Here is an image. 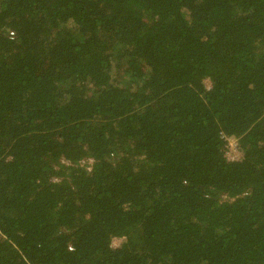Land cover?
Wrapping results in <instances>:
<instances>
[{"label": "trees", "instance_id": "16d2710c", "mask_svg": "<svg viewBox=\"0 0 264 264\" xmlns=\"http://www.w3.org/2000/svg\"><path fill=\"white\" fill-rule=\"evenodd\" d=\"M0 264H264V0H0Z\"/></svg>", "mask_w": 264, "mask_h": 264}, {"label": "rangeland", "instance_id": "374dc122", "mask_svg": "<svg viewBox=\"0 0 264 264\" xmlns=\"http://www.w3.org/2000/svg\"><path fill=\"white\" fill-rule=\"evenodd\" d=\"M205 85L206 87L209 86V82L206 81L205 82ZM226 142V154H227V157L228 158H232V157H235V153H234V142L235 140L232 139V138H229L228 140L225 141ZM122 239H113L112 240V243H111V246L113 247H117L120 243H121Z\"/></svg>", "mask_w": 264, "mask_h": 264}, {"label": "built area", "instance_id": "2783aa9c", "mask_svg": "<svg viewBox=\"0 0 264 264\" xmlns=\"http://www.w3.org/2000/svg\"><path fill=\"white\" fill-rule=\"evenodd\" d=\"M231 138V137H230ZM229 138H226L225 137V140H228ZM232 139H234V138H232ZM235 140V139H234ZM235 144H234V153H235V157H232V158H228L227 157V154H226V152H225V156H226V158L227 159H229V160H237L239 157H240V155H241V152H240V149L238 148V145H237V143H236V140H235V142H234ZM225 151H226V145H225Z\"/></svg>", "mask_w": 264, "mask_h": 264}]
</instances>
